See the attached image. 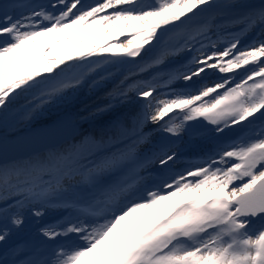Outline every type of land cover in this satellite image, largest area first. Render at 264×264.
<instances>
[{"label": "snow or ice", "instance_id": "6c2138e0", "mask_svg": "<svg viewBox=\"0 0 264 264\" xmlns=\"http://www.w3.org/2000/svg\"><path fill=\"white\" fill-rule=\"evenodd\" d=\"M239 7L236 0H0L4 123L21 94L34 96L31 119L100 70L89 84L98 86L111 75L102 74L107 65L134 63L143 73L190 56L150 79L125 75L95 113L130 103V93L141 103L101 136L73 137L0 165V264H264V33L242 47L227 32L264 26V5L217 24L222 10ZM217 30L231 35L222 47L212 39ZM210 69L223 75L206 82ZM197 120L203 126L191 137L211 147L177 171L176 141ZM236 126L242 132L226 139ZM157 132L169 141L143 153ZM49 210L64 215L39 227L38 243H9L26 214Z\"/></svg>", "mask_w": 264, "mask_h": 264}, {"label": "rangeland", "instance_id": "374dc122", "mask_svg": "<svg viewBox=\"0 0 264 264\" xmlns=\"http://www.w3.org/2000/svg\"><path fill=\"white\" fill-rule=\"evenodd\" d=\"M227 0H218V3L220 2H226ZM253 1L255 0H236V3L244 6L247 3H254ZM50 2V0H43L41 2H35V3H39V4H45L47 5ZM94 0H84V3L88 4V3H93ZM257 5H264V0H261L260 2L257 3ZM227 32H230L231 35H236L240 37L241 40V46L242 47H247L248 45H250L253 41H258L261 38V34L264 33V26H260L257 25L254 28H245L244 31H240L239 27H229V29L227 30ZM227 32L222 33L220 30H217L215 32V34L212 35V39H217V37H219V40L221 41V43L219 44L220 47L223 46V41L227 40V39H231V35H228ZM165 40L168 39V36L166 35L164 37ZM157 53V49H154V51L152 53ZM151 53V54H152ZM185 53H181L179 56L184 57ZM189 55V54H188ZM179 56H175L170 58V60H177ZM95 59V58H94ZM190 59V56L187 57L186 60H181L178 64H172L173 67L178 66L179 64L185 63L187 60ZM169 60V61H170ZM113 66L111 65H107L104 67L103 70V74L107 75L108 73H111L110 76H108L107 79L103 80L102 82L99 83L98 86H94V87H89V85L85 86L82 85L80 86L77 90L73 91H69L68 93H66L65 98L63 99H58L55 100L53 102H49L43 105L42 108L38 109L37 112L32 114V118L29 119L27 118V116L25 115L28 111L29 108V101H33L34 102V98H29L27 99V101H25L24 104L18 105L16 106V108L14 110H12L9 114H8V119H7V123H4V121L2 119H0V156L1 157H7L8 155H12V157H8V158H1L0 159V165L3 164H9L12 163L14 161H19L22 160L23 158H25L28 154L42 150L46 147H52V146H56L59 147L60 145H62L65 142H69L71 141V139L73 137H75V135L77 134L76 132H78L74 126L77 127L75 122H80L81 120H75L74 118L71 119V121L73 122V127L72 128H60V124L61 122H59L57 125L52 126L50 128H48V130L50 131V134L47 136H39L38 134L42 131L39 132H27L28 129H30L31 127L27 124L24 126L23 130H20V122L24 121L26 119V121H28V123H33L36 119H42L45 116H53L56 115V113L63 109L65 105L70 106L71 105V100L75 97V95L77 92H80L82 89H86V94H91L94 90H96L97 88H100L101 86L105 85L107 82L109 81H113L118 77V72L121 69H125L128 68V64H124V65H115L114 69H112ZM242 71V70H241ZM100 74V70H98V73H94L92 74V77L94 75H98ZM223 74H219L217 72H215L214 70H208L207 72V76H206V82L208 80H217L220 78V76ZM92 77H90L89 79H92ZM95 80H99L100 76H97L94 78ZM93 82V79L90 81L89 84H91ZM168 91V89L165 88H161L160 92L161 94H163V92ZM28 98L29 96H32L31 93H27L25 94ZM130 96V100L131 102L128 104H135L134 110L130 111L128 113V119L138 110L139 105H140V101H137L135 98V95L133 93L129 94ZM58 104H62L63 106H59L61 108H59L57 105ZM125 104V103H124ZM57 106V107H56ZM68 113V112H67ZM90 115V114H89ZM57 117V116H56ZM56 119V118H55ZM54 120V119H52ZM66 120V118H65ZM64 121V119H63ZM203 124V122H201ZM259 123V122H258ZM253 126L251 125H245V129L247 128H251ZM33 128V127H32ZM196 128H200V126L196 125L195 121L190 122L189 124V135L191 134V132L196 129ZM146 131V128H145ZM242 132V129L240 128V126H236L235 128H231V129H227L225 131L224 137L227 138H234L235 136L239 135ZM20 134H26L27 138H17V141L12 139ZM60 134V135H59ZM187 135L185 134L182 139L177 140L176 143L178 144V146H182L184 140H186ZM191 136V135H190ZM169 137H167L165 134L162 133H154L153 137H152V143L145 145L142 147L141 151L143 153H147L150 149L153 148V146H158L161 143H167L169 141ZM10 140V141H9ZM193 140H195V143H200L202 142L203 139L201 138H193ZM5 141H7L6 145H5ZM211 147V142H208L206 144H204L202 146V148H190L185 154L179 155L178 160L176 161V165L175 168L177 171H183L184 169L187 168V166L191 165L192 162H194L197 158H199L201 156L202 153L207 152ZM9 151H14V153L12 152L11 154H5L6 152ZM182 153V152H181ZM3 155V156H2ZM4 159V160H3ZM153 178H158L159 173L154 171L152 173ZM27 219H26V224L24 226V228L18 232H16L15 234H22L25 231V228L28 227L31 224V219H34V217L31 216V214H26ZM14 234V235H15ZM14 235L12 237V239L9 241V243H13V238Z\"/></svg>", "mask_w": 264, "mask_h": 264}, {"label": "trees", "instance_id": "16d2710c", "mask_svg": "<svg viewBox=\"0 0 264 264\" xmlns=\"http://www.w3.org/2000/svg\"><path fill=\"white\" fill-rule=\"evenodd\" d=\"M43 0H31L32 3L35 2H41ZM261 0H255L254 3H247L246 5L233 9V10H222V14L218 16L217 24H220L223 22L224 19H230L233 16H236L244 11H247L248 8L255 7L259 8L260 5H257L258 2ZM227 2V1H226ZM226 2H220L221 4ZM218 13L221 12V10H217ZM154 49L148 51L146 54H143V60H141L140 57L136 58L138 63H143V61L149 60L152 56H154L156 53H152ZM152 53V54H151ZM187 57H189L188 53L185 54L184 57L179 56L177 60H170L166 65H164L162 68H152L149 69L147 72L138 73L137 64L129 63L128 68H123L119 70L118 77L113 80L107 82L105 85L101 86L100 88H97L94 90L91 94H86V89H82L80 92H77L75 97L71 100L70 106H63L62 104H58L57 106H63L64 108L59 110L56 115L53 116H45L42 119H36L33 123H28L26 119L24 121H21L20 124V130H23L25 125H29L31 128L39 127L44 124H48L52 121V119H55L59 117L63 113H67L72 116L75 120H81L80 122H75L77 125V134L75 135L76 139H79L83 135L91 134L93 136H101L104 134L111 123L117 119H123L128 120V113L132 110H134L135 104H128V103H120L119 101H115V107L112 108L108 112L103 113H95V110L98 107H102L103 105L109 103V98L107 96V93L111 92L117 85H119L120 81L124 78L125 75H128L131 73H138L137 75H134L132 79L137 80H143V79H150L151 76L157 72H162L163 70L167 68L173 67L172 64H178L181 60H186ZM112 66V65H111ZM115 67L113 66L112 69ZM103 74V73H102ZM98 75H94L92 77L95 78ZM92 79H89V81L84 85H89L90 81ZM25 94H21L20 96L16 97L15 102L10 106L8 112L10 113L12 110L16 108V106L24 104L25 101L29 98H34V96H29L28 98ZM56 106V107H57ZM59 107V108H61ZM95 113V114H94ZM90 114V115H89ZM57 116V117H56ZM33 117V116H32ZM66 143V142H65ZM63 143V144H65ZM62 144V145H63ZM60 145V146H62Z\"/></svg>", "mask_w": 264, "mask_h": 264}, {"label": "bare ground", "instance_id": "6f19581e", "mask_svg": "<svg viewBox=\"0 0 264 264\" xmlns=\"http://www.w3.org/2000/svg\"><path fill=\"white\" fill-rule=\"evenodd\" d=\"M208 81H212V80L210 79ZM152 128H153V126L151 124H149L146 126V131H150ZM186 135H187L186 140H184L182 146L178 147V149H177L179 155H182V156L190 148L199 149V148H202V146L204 144L209 142V141H206L203 139L202 142L196 144L195 140H193V138L189 135V133ZM12 152L14 153V151H9V152L4 153L3 155L11 154ZM8 157H12V155H8L7 157H1L0 156V159L1 158H8ZM200 159H201V156L199 158H197L194 162H192L191 165L199 163ZM189 166H187V167H189ZM63 215L64 214L61 211L49 210L43 217H40V218L34 217V219H31L32 220L31 224L25 228V231L22 234L17 233L14 235L13 243H10V244L25 243V242L32 243V244L38 243L37 233H38L39 227L41 225H44V224H56L57 222H59L61 220V217ZM73 239H76V238L73 237Z\"/></svg>", "mask_w": 264, "mask_h": 264}, {"label": "water", "instance_id": "95a60500", "mask_svg": "<svg viewBox=\"0 0 264 264\" xmlns=\"http://www.w3.org/2000/svg\"><path fill=\"white\" fill-rule=\"evenodd\" d=\"M65 118H66V120H71V119H72V116L69 115L68 113H63V114H61L59 117H57L56 119H54V120H52L51 122H49L48 124H44V125H42V126L35 127V128H30V129L27 130V132H39V131L48 130V128L57 125L59 122L63 121V119H64V121H66ZM201 122H202L201 120H197V121H195L196 125L202 127L203 124H202ZM74 127H75V129L77 130V127H76V126H74ZM39 136H40V135H39ZM24 137L27 138V135H26V134H25V135H24V134H23V135L20 134V135L15 136V137L12 139V141H13V140H14V141H15V140L17 141V138H24ZM9 141H10V140H9ZM6 142H7V141H6Z\"/></svg>", "mask_w": 264, "mask_h": 264}]
</instances>
